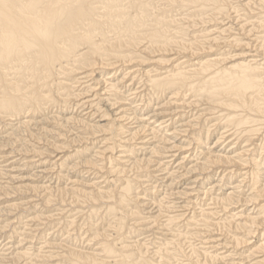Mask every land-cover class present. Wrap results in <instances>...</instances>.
Wrapping results in <instances>:
<instances>
[{
    "label": "bare ground",
    "instance_id": "6f19581e",
    "mask_svg": "<svg viewBox=\"0 0 264 264\" xmlns=\"http://www.w3.org/2000/svg\"><path fill=\"white\" fill-rule=\"evenodd\" d=\"M3 238L0 264H264V0H0Z\"/></svg>",
    "mask_w": 264,
    "mask_h": 264
},
{
    "label": "rangeland",
    "instance_id": "374dc122",
    "mask_svg": "<svg viewBox=\"0 0 264 264\" xmlns=\"http://www.w3.org/2000/svg\"><path fill=\"white\" fill-rule=\"evenodd\" d=\"M233 17H235V15H233ZM234 22H236V21H234ZM31 139H27V141H28V144H31V145H35V147L38 149V148H42L44 145H46V144H44L43 142H37V141H35V140H31ZM38 144V145H37ZM40 144V145H39ZM41 146V147H40ZM44 148V147H43ZM74 148H76V146L74 147ZM73 148V149H74ZM72 149V150H73ZM71 150V151H72ZM57 156V155H60V154H57V153H55L54 154V156ZM17 156V154H13V155H11L10 157H16ZM19 159V158H18ZM32 195V194H31ZM32 198L35 200L36 198L34 197V196H32ZM37 200V199H36ZM10 233V232H9ZM7 234V233H6ZM3 240H5V238H3V239H0V244L2 243V242H4ZM38 242H40V241H38Z\"/></svg>",
    "mask_w": 264,
    "mask_h": 264
}]
</instances>
